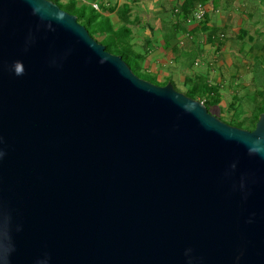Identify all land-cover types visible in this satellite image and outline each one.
<instances>
[{
    "label": "water",
    "instance_id": "obj_1",
    "mask_svg": "<svg viewBox=\"0 0 264 264\" xmlns=\"http://www.w3.org/2000/svg\"><path fill=\"white\" fill-rule=\"evenodd\" d=\"M0 264H264V113L233 126L52 0H0Z\"/></svg>",
    "mask_w": 264,
    "mask_h": 264
},
{
    "label": "crops",
    "instance_id": "obj_2",
    "mask_svg": "<svg viewBox=\"0 0 264 264\" xmlns=\"http://www.w3.org/2000/svg\"><path fill=\"white\" fill-rule=\"evenodd\" d=\"M192 1L195 3L191 4ZM67 6L96 0H59ZM105 15L119 26L129 40L142 48L143 70L165 81L204 78L219 88L222 99L231 94L255 90L258 104L261 93L256 89L258 73L264 71V0H102ZM198 3L207 7L202 20L193 18ZM192 9L191 16L183 6ZM196 50L203 64L194 70L179 59ZM196 60V61H197ZM195 62V61H194ZM174 64L178 72H164ZM260 66V68H258ZM204 74V76H203ZM206 74V76H205ZM190 85V84H189ZM252 89V90H251Z\"/></svg>",
    "mask_w": 264,
    "mask_h": 264
},
{
    "label": "rangeland",
    "instance_id": "obj_3",
    "mask_svg": "<svg viewBox=\"0 0 264 264\" xmlns=\"http://www.w3.org/2000/svg\"><path fill=\"white\" fill-rule=\"evenodd\" d=\"M99 5V7L96 4H93L92 2L84 3L83 5H78L76 3V10L75 14L79 17V22L86 26L90 34L97 39L99 42L104 44L105 46L108 45L109 49L113 52V54H118L122 49L124 51L127 50L128 54H133L135 56L139 55V51L142 49L139 44H136L134 42H129L127 40L126 36L122 34V31L120 33L117 32L119 26L117 24H114L112 20L105 15V8L102 0H96ZM64 10H69L68 6L65 5V3L60 2V4ZM83 13V15H82ZM202 20V19H201ZM198 21V20H196ZM190 59H188V63L186 60V56L179 59L182 60L183 66H188V68H192L193 70L197 68L199 65L203 64V60L199 58L197 60V52L196 50L190 52L187 54ZM129 61V58H125ZM138 59V57H137ZM197 60V61H196ZM195 61V62H194ZM133 62V65L135 68L138 69L139 75L148 81H151L154 84L157 85H164V82H166L168 77H164L165 81L159 80L158 76H151L150 74H147L144 70V60L138 59L137 62ZM199 64V65H198ZM179 65L174 64L170 68H166L164 72H172L177 73L179 70ZM260 68V66H258ZM204 76V74H203ZM206 76V74H205ZM176 88L185 92L187 91L188 86H184L180 80L176 81ZM256 89L259 91L264 90V71L258 73V79L256 83ZM262 89V90H260ZM252 90V89H251ZM218 97H220V101L216 102V99H211V103L209 104V111L216 115L218 118H221L223 121H250L254 116H256L258 113V97L255 95V90L249 91L245 90L244 93H237L234 97L229 94L226 97V101L222 99V96L220 93H218ZM233 102V103H232ZM215 103V104H213ZM233 105H232V104ZM260 117V116H259ZM245 129H249L248 126L245 127Z\"/></svg>",
    "mask_w": 264,
    "mask_h": 264
},
{
    "label": "trees",
    "instance_id": "obj_4",
    "mask_svg": "<svg viewBox=\"0 0 264 264\" xmlns=\"http://www.w3.org/2000/svg\"><path fill=\"white\" fill-rule=\"evenodd\" d=\"M52 1L55 2V3H57L58 5L60 4L59 0H52ZM193 3H195V1H192L191 4H193ZM59 6L62 8L61 5H59ZM68 9L69 10H66V11H68L69 13H71V14L75 13L74 10H76V8L71 7V6H68ZM192 9L193 8H191V6L190 7H188L186 5L183 6V12L186 14L187 17L191 16ZM82 15H83V13H82ZM77 18H78V21H79V17L78 16H77ZM106 49L109 52H112L109 49L108 45H106ZM119 55H121L123 57V59L131 66V68L135 72V74H137L139 77H141L139 75V73H138L139 72L138 69L134 67L132 61L137 62L138 59H143L142 56L140 54L138 56H135L133 54L130 55V54L127 53V50L124 51L123 49H122V51H120ZM137 57H138V59H137ZM125 58H129V61L127 59H125ZM168 82L173 83V85L176 88V84L172 80V78H169V80H167L166 82H164V85H166ZM186 83L188 85V88H187V91H185L184 93L187 96L191 97V98H194V99H197V100H202V101L204 100V103H205V105L207 106L208 109H209V104L211 103V99H213V100L216 99V102L215 103H217V102L220 101L219 100L220 97H218L219 88H216L214 86H211L204 78H200V79H198L196 81L191 80V79L189 80L187 78L186 79ZM177 90H179V89H177ZM179 91H181V90H179ZM181 92H183V91H181ZM215 103H213V104H215ZM256 113H258V114L256 116H254L250 121L247 120V121H237V122H233V121H230L229 120V121H226V122H228L229 124H231L233 126H237V127H240V128H245L246 126H248V128L250 130L255 129L256 124H257L258 119H259V116L262 113H264V91H262V93H261V103H259V105H258V111Z\"/></svg>",
    "mask_w": 264,
    "mask_h": 264
},
{
    "label": "built area",
    "instance_id": "obj_5",
    "mask_svg": "<svg viewBox=\"0 0 264 264\" xmlns=\"http://www.w3.org/2000/svg\"><path fill=\"white\" fill-rule=\"evenodd\" d=\"M207 13V7L203 3H198L197 7L193 13V18L197 20H201ZM202 101V100H201ZM204 102V100H203Z\"/></svg>",
    "mask_w": 264,
    "mask_h": 264
}]
</instances>
